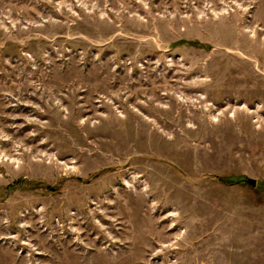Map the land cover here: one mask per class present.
Segmentation results:
<instances>
[{"label": "rangeland", "instance_id": "rangeland-1", "mask_svg": "<svg viewBox=\"0 0 264 264\" xmlns=\"http://www.w3.org/2000/svg\"><path fill=\"white\" fill-rule=\"evenodd\" d=\"M0 264H264V0H0Z\"/></svg>", "mask_w": 264, "mask_h": 264}]
</instances>
